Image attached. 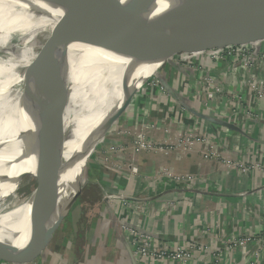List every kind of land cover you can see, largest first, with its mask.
<instances>
[{"label": "crops", "instance_id": "crops-1", "mask_svg": "<svg viewBox=\"0 0 264 264\" xmlns=\"http://www.w3.org/2000/svg\"><path fill=\"white\" fill-rule=\"evenodd\" d=\"M260 49L264 55V41ZM200 66L214 77L219 87L213 101L199 96L200 91L210 90L207 84L203 85L199 71L190 74L191 77L173 78L176 69L170 67L168 75L169 89L177 91L185 105L184 127L171 131L182 143L170 145L174 147L172 151L138 155L135 164L138 173L132 177L130 173L111 172L102 175L101 180L104 186L118 185V191L107 190L111 195L147 199L146 210L141 214L131 211L136 204L115 199L121 211L119 216L115 213L117 218L122 223L133 219V224H140V229L152 236V244L156 246H191L195 250L193 258L184 264H203L214 256H218L219 264H264L263 240L249 243L244 250L228 248L233 239L242 235L255 237L264 231V119H261L264 103L258 101V94L248 85L250 80L258 92L264 91V59L252 66L236 68L227 62L206 61ZM237 94L241 101L239 112L233 101ZM193 111L204 118L193 115ZM221 112L230 117L224 119ZM188 134L199 136L200 142H188ZM119 233L120 240L106 241L109 250L105 256L96 258L91 252L76 263L133 264L124 241L126 235L123 231ZM255 252L260 256L255 257ZM0 264L8 263L0 260ZM151 264L182 263L154 261Z\"/></svg>", "mask_w": 264, "mask_h": 264}, {"label": "bare ground", "instance_id": "bare-ground-1", "mask_svg": "<svg viewBox=\"0 0 264 264\" xmlns=\"http://www.w3.org/2000/svg\"><path fill=\"white\" fill-rule=\"evenodd\" d=\"M178 1L156 0L153 15L169 10ZM252 2L242 0L241 6L245 11L252 10L255 7ZM102 11L96 0H0V53L4 54L0 56V241L12 243L20 250L28 239L29 221L46 218L54 211L52 223L82 184L89 147L104 137L113 117L120 111L125 113L130 105L128 98L143 83L127 92V97L125 93L121 95L119 85L147 65L152 71L156 62L187 38L165 30L168 33L153 42L121 54L72 42L77 35L102 25ZM95 12L100 13L99 17L94 16ZM64 26L67 34L62 37L59 31L61 37L57 35L51 40L56 30ZM70 34L72 37H68ZM61 47L68 48L69 72L59 78L53 98L63 138L64 164L54 210L46 178L27 135L31 126L24 107L41 67ZM40 50L43 54L34 53ZM153 76L157 77L158 73ZM26 81V92L22 93L20 86ZM109 95L114 96V102L106 103L90 121L96 104ZM27 170L43 180L39 185L43 183L44 190L36 197L21 199L16 193L23 171ZM8 198L12 199L11 203L4 205Z\"/></svg>", "mask_w": 264, "mask_h": 264}, {"label": "water", "instance_id": "water-1", "mask_svg": "<svg viewBox=\"0 0 264 264\" xmlns=\"http://www.w3.org/2000/svg\"><path fill=\"white\" fill-rule=\"evenodd\" d=\"M241 1L179 0L169 10L154 16L156 0H96L103 10L102 25L77 35L72 42L121 54L153 42L158 36L168 33L165 31L168 30L181 37L196 38L198 41L195 44L178 53L195 54L264 41V0H253L255 7L248 11L243 9ZM99 15L100 13H94L95 17ZM67 30L66 26L64 29H57L56 35L51 37V40L57 38L59 31L64 37ZM60 35L58 37H61ZM68 72V48L55 49L41 67L34 86L26 95L24 107L31 126L27 135L46 178L49 193L54 202V210L59 198L60 171L64 164L62 162L63 138L57 122L53 98L59 78L63 73ZM161 84L176 99L162 79ZM137 92L134 91L130 95L128 104ZM62 110L65 109L62 108ZM122 112L120 111L116 117L112 118L109 126L119 118ZM192 113L195 114L194 111ZM195 115L204 118L200 114ZM220 125L236 129L226 122H220ZM33 180L37 185L39 184V178ZM81 190L82 184L52 223L50 219L54 211L46 218L29 221L28 239L22 250L13 246L12 243L0 241V260L9 264H28L42 256L55 232L69 217ZM5 232L11 233L6 230Z\"/></svg>", "mask_w": 264, "mask_h": 264}, {"label": "rangeland", "instance_id": "rangeland-1", "mask_svg": "<svg viewBox=\"0 0 264 264\" xmlns=\"http://www.w3.org/2000/svg\"><path fill=\"white\" fill-rule=\"evenodd\" d=\"M196 41H198L196 38L187 37L164 59L156 62L152 71H150L151 67L147 65L119 85L121 95L125 93V97H127L131 90L143 83L126 112L109 126L104 137L97 141L95 146L93 145L94 147H89L82 190L76 204L69 217L53 235L43 255L29 264H77V260L83 261L91 252L96 258L97 255L105 256V251L109 250L106 247L108 245L106 241L116 240V238L120 240L119 229L121 228L116 216L121 213L116 206L118 203L114 202L115 199L107 201L103 198L105 194H109L107 190L118 191V185L110 183L104 186L100 182V177L111 172L130 173L132 177L138 173V168L135 166L138 155L150 151L162 153L167 150L172 151L174 147L170 145L178 146L179 143H182L178 136L171 134V131L176 132L181 126L184 127L185 105H182L184 102L178 96L177 91L172 90L176 96L175 99L163 87L161 79L170 88L168 82L170 67H177L173 78H180L183 75L191 77L190 74H193L196 67L206 62L204 60L208 58L206 52L210 50L195 54H178L181 50L195 44ZM34 53L43 54V50ZM2 55L4 54L0 53V56ZM163 55L164 53L161 56ZM109 58L110 55L107 60ZM182 58H185L186 61H182ZM155 73H158L157 77L153 76ZM27 85V81L21 84L22 93L26 92ZM57 89L58 87L55 92ZM164 97L167 99L164 100ZM114 100V96L109 95L100 103L98 102L94 110L91 111L90 121L97 115L101 107L108 102H114ZM188 135L186 137L188 142L199 143L201 140L197 135ZM17 136L20 138V134ZM33 175L31 170L23 171L22 182L16 193L19 198L29 199L43 192V183L37 185L33 180L35 178ZM39 179L42 180L40 177ZM11 200L8 198L4 205L11 203ZM123 202L127 201L123 200ZM125 205L123 203L122 206ZM64 248L70 249L65 250ZM71 255L72 257H70Z\"/></svg>", "mask_w": 264, "mask_h": 264}, {"label": "built area", "instance_id": "built-area-1", "mask_svg": "<svg viewBox=\"0 0 264 264\" xmlns=\"http://www.w3.org/2000/svg\"><path fill=\"white\" fill-rule=\"evenodd\" d=\"M260 44L261 42H256L252 44H245V45H239V46H228L223 49H212L208 52H206L208 55V58L204 59L205 61L210 62H227L228 65H231V67H241L243 65H253L259 60L264 59V55L261 53L260 49ZM182 61H186L185 58H182ZM201 65H205V63H201ZM177 68V67H174ZM200 72L201 77H203L204 82L203 85L205 86L206 84L210 87V90L207 91H200L199 96L202 95L205 99V101H213L215 99V94L219 92V87L214 81V77L209 76L208 73L205 71V68L203 66H198L196 69L193 71V74L195 72ZM248 85L251 87V91L256 95L258 94V101H261L264 103V91L258 92L257 88L255 86H252V83L250 80H248ZM197 97V96H195ZM236 109L238 112L240 111V96L234 95V100ZM233 102V103H234ZM206 103V102H205ZM206 105V104H205ZM204 111V109H202ZM237 112V113H238ZM247 110V114H248ZM253 113V111H252ZM191 115L190 113H188ZM222 116H224V119H228L230 116H226L221 112ZM234 114V113H232ZM194 115V114H193ZM191 115V116H193ZM235 115V114H234ZM253 115L257 116L258 114L253 113ZM261 115V113H260ZM221 116V115H220ZM236 116V115H235ZM264 119V114L262 115V118ZM103 198L107 201H111L114 199H122L128 201V203H134L136 204V207L132 209L131 211L133 213H144L146 210V205L144 202L147 199H138V198H131L128 196L124 195H111V194H105ZM133 206V205H132ZM129 208V207H128ZM130 209V208H129ZM111 212V211H110ZM121 214V213H120ZM119 214V215H120ZM132 221H134L132 219ZM132 221L129 223H122L119 220V226L121 229H119V232L123 231L125 233L126 238H125V245L127 246L128 250V256L129 259L135 264H151L154 261L164 263L166 261H177L178 263H186L188 261H191L193 258V253L195 250L190 246H177L174 248H167L162 245H154L152 244V236L147 233L142 231L140 229V224H133ZM117 226V224H116ZM261 240L264 241V231L258 233L255 237L247 236V235H242L239 239L235 240L233 239L232 241L229 242L228 248H239L241 250H244L247 248V245L251 242H254V244L260 242ZM264 244V242H263ZM197 251L202 250L201 248H197ZM255 257H259L260 254L258 252L254 253ZM203 264H219V259L218 256H214L212 260L210 261H205Z\"/></svg>", "mask_w": 264, "mask_h": 264}, {"label": "trees", "instance_id": "trees-1", "mask_svg": "<svg viewBox=\"0 0 264 264\" xmlns=\"http://www.w3.org/2000/svg\"><path fill=\"white\" fill-rule=\"evenodd\" d=\"M125 112H126V111H125ZM101 177H102V175H101ZM101 177H100V182H102V181H101Z\"/></svg>", "mask_w": 264, "mask_h": 264}]
</instances>
